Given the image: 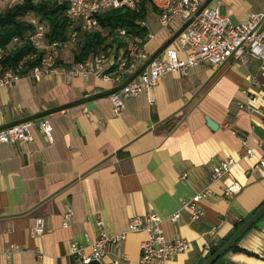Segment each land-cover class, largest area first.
<instances>
[{
	"label": "crops",
	"instance_id": "1",
	"mask_svg": "<svg viewBox=\"0 0 264 264\" xmlns=\"http://www.w3.org/2000/svg\"><path fill=\"white\" fill-rule=\"evenodd\" d=\"M201 2L232 22L264 10V0ZM146 24L152 35L145 49L150 57L182 26L174 20L161 27L156 9ZM158 34L163 39L150 46ZM172 40L167 46H173ZM247 74L255 75V84L245 79ZM248 88L264 112V64L250 54L245 65L200 63L187 76L168 74L127 98L118 115L108 99L112 85L93 75L66 82L53 73L1 88L0 126L47 116L54 141L47 142L33 127L29 143L0 145V264H81L70 253L73 241L87 246L100 229L115 233L133 216L152 212L162 219L167 240L185 238L190 248L151 264H200L264 202V170L258 165L264 158V120L236 105ZM243 139L253 157H245ZM226 157L235 159L231 174L242 186L231 198L223 195L222 180H211L213 165ZM204 189L209 190L199 201L204 216L192 221L180 202ZM66 207L71 216L64 225ZM177 211L180 216L172 221ZM35 218L44 220L45 230L31 238ZM145 237L129 234L100 261L138 264ZM235 245L215 264H264V214Z\"/></svg>",
	"mask_w": 264,
	"mask_h": 264
},
{
	"label": "built area",
	"instance_id": "2",
	"mask_svg": "<svg viewBox=\"0 0 264 264\" xmlns=\"http://www.w3.org/2000/svg\"><path fill=\"white\" fill-rule=\"evenodd\" d=\"M23 0H0V8L11 6ZM34 2L47 0H32ZM57 4H66V15L73 21L67 39L64 41L49 42L45 38L46 27L42 22L32 18L34 29L23 38L13 37L11 42L0 47V63L8 55L9 48L22 40L31 45L33 51L27 55L17 66L10 69L1 68L0 64V89L8 87L27 78L37 82L53 73H61L66 82L73 77H99L112 85V92L108 99L112 111L118 115L123 108L124 101L130 97H137L155 86L159 80L174 74L181 77L187 76L189 70L200 63L219 66L232 60L245 65L248 54L256 57L264 64V10L251 12L247 18L240 22H232L219 15L216 8L207 7L201 0H147L158 12V22L161 27H167L174 20H180L182 26L174 36L173 46H166L154 56L146 54L145 49L152 35L142 47H109L91 55L88 59L79 62L72 60L63 61L57 55L58 51L73 47L79 35L83 32L97 28L96 16L110 9L129 8L135 9L144 0H52ZM141 24L147 25L146 21ZM124 35L123 29L118 31ZM112 42V38L108 39ZM114 44V43H113ZM131 45V44H129ZM37 61V64L28 66L27 61ZM245 79L250 85L256 83V77L247 74ZM244 89L245 100L237 102L238 109L247 115L259 113L264 120V112L259 111L256 102L257 96L250 90ZM36 127L47 142L54 141L52 125L47 116L36 119H25L18 122L0 126V145H24L32 140L31 130ZM245 157H253L254 150L247 139L241 141ZM236 164L235 159L226 157L219 160L212 167L211 180L223 181V195L231 198L237 195L242 186L232 177L231 170ZM258 165L264 170V158L258 159ZM1 173V165H0ZM209 190L204 189L190 199H183L181 207L189 213L190 220L197 221L204 216V210L199 201L208 195ZM71 216V209L66 207L64 212V225H67ZM180 216L177 211L170 216L175 221ZM162 219L156 213L133 216L125 228L115 233H107L100 229L99 236L87 246L73 241L70 253L78 257L81 264H88L92 260L100 261L107 249L124 241L131 233H145V239L139 245L138 264H151L153 260L165 261L190 248V243L185 238L167 240L162 226ZM45 230L42 218H35L29 230L31 238L40 237ZM88 253H85V249ZM206 248L208 246L206 245ZM9 258V253L7 254Z\"/></svg>",
	"mask_w": 264,
	"mask_h": 264
},
{
	"label": "trees",
	"instance_id": "3",
	"mask_svg": "<svg viewBox=\"0 0 264 264\" xmlns=\"http://www.w3.org/2000/svg\"><path fill=\"white\" fill-rule=\"evenodd\" d=\"M66 8V4L59 5L52 0L38 2L23 0L11 6L1 7L0 47L7 46L13 37L23 38L31 32L34 29L32 18L45 25V38L49 42L66 40L73 25V21L65 13ZM154 9L147 0H144L135 9L122 7L98 14L96 16L97 28L79 35V39L74 45L72 61H84L91 55L113 46L116 49L129 46L142 47L144 42L148 40L149 31L147 25L141 23L146 21L148 14ZM121 29L125 31L122 36L118 33ZM174 36L167 40L162 49ZM109 38H112V42L108 41ZM32 51L31 45L26 40L13 44L9 48L8 55L0 63L2 70L14 68ZM26 64L33 66L37 64V61H27ZM235 247L234 244L231 249L234 250ZM217 248H212L210 254Z\"/></svg>",
	"mask_w": 264,
	"mask_h": 264
},
{
	"label": "water",
	"instance_id": "4",
	"mask_svg": "<svg viewBox=\"0 0 264 264\" xmlns=\"http://www.w3.org/2000/svg\"><path fill=\"white\" fill-rule=\"evenodd\" d=\"M205 120L209 128L215 129L217 127V125L211 119H209V117H206ZM263 214L264 202L232 232L230 237L224 243H222L200 264H214L221 255L228 251L236 243V241L263 216ZM88 264L103 263L98 260H92Z\"/></svg>",
	"mask_w": 264,
	"mask_h": 264
},
{
	"label": "rangeland",
	"instance_id": "5",
	"mask_svg": "<svg viewBox=\"0 0 264 264\" xmlns=\"http://www.w3.org/2000/svg\"><path fill=\"white\" fill-rule=\"evenodd\" d=\"M148 24H149V21H148ZM178 29L179 28H177V30L175 31V32H177L178 31ZM174 32V33H175ZM161 39H163V35H161V34H158V35H156V37L154 36V38H152L151 40H150V46L152 45L151 43H153V42H159ZM74 46L73 47H71L70 49L68 48V49H65V50H60V51H58V53H57V55L59 56V57H62V59H63V61L66 63V61H69V60H72V56H73V52H74ZM241 70H243V68H240Z\"/></svg>",
	"mask_w": 264,
	"mask_h": 264
}]
</instances>
